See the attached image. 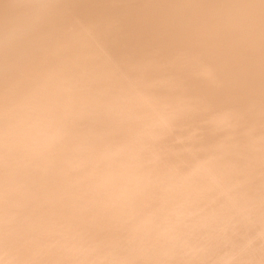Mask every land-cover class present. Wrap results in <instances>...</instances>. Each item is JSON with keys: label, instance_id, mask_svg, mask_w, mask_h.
<instances>
[{"label": "bare ground", "instance_id": "6f19581e", "mask_svg": "<svg viewBox=\"0 0 264 264\" xmlns=\"http://www.w3.org/2000/svg\"><path fill=\"white\" fill-rule=\"evenodd\" d=\"M0 264H264V0H0Z\"/></svg>", "mask_w": 264, "mask_h": 264}]
</instances>
